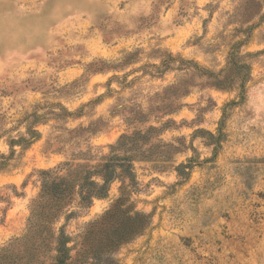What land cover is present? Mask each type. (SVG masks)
<instances>
[{"label": "rangeland", "instance_id": "374dc122", "mask_svg": "<svg viewBox=\"0 0 264 264\" xmlns=\"http://www.w3.org/2000/svg\"><path fill=\"white\" fill-rule=\"evenodd\" d=\"M134 131L133 178L50 225L69 263L97 246L103 264H264V0H0V249L41 171L95 165ZM120 186L140 233L93 223Z\"/></svg>", "mask_w": 264, "mask_h": 264}, {"label": "trees", "instance_id": "16d2710c", "mask_svg": "<svg viewBox=\"0 0 264 264\" xmlns=\"http://www.w3.org/2000/svg\"><path fill=\"white\" fill-rule=\"evenodd\" d=\"M236 67V64L229 58L227 68L215 75L217 80L227 82L231 75L228 70ZM222 79L218 76L225 73ZM243 77H239L238 88L242 87ZM217 86V85H216ZM152 129V128H151ZM30 139L34 140L38 135ZM145 134L141 131H134L131 135H122L119 140L110 146V153L101 158V162L95 165H68L65 175L51 176V171H41V189L36 198L33 199L28 218L26 233L13 240L8 246L0 249V264H43L42 257L49 250L50 245L54 244L53 250L56 252L52 256L51 264H70L71 257L67 252L65 237L60 235L56 241L50 225L59 217L61 211L76 199L80 203L88 206L93 198H104L107 196L109 186L115 179L133 178L131 167V155H119L118 151L124 147L134 145L136 139L143 138ZM30 140V142L32 141ZM96 177V180L92 178ZM103 183H100V180ZM264 197V193L262 194ZM129 196L127 189L120 186L119 196L115 199L111 207L106 210L93 223L96 228L109 230L114 224L123 218L132 220L136 223L134 234L140 233L148 224V215L143 212L135 211L128 205ZM130 213H132L130 215ZM122 240H127L129 236L121 235ZM54 241V242H53ZM97 246L85 248L79 256H90L93 264H103L100 255L102 251H96ZM105 247V246H103ZM100 248V247H97ZM107 248L105 247V251Z\"/></svg>", "mask_w": 264, "mask_h": 264}, {"label": "clouds", "instance_id": "9594fccd", "mask_svg": "<svg viewBox=\"0 0 264 264\" xmlns=\"http://www.w3.org/2000/svg\"><path fill=\"white\" fill-rule=\"evenodd\" d=\"M4 151H7L6 147H5ZM92 179H93V180H96L97 178H96V177H93ZM99 182H100V183H103V180L101 179ZM113 191H115V189H113ZM137 210H138V209H137ZM131 214H132V213H130V215H131Z\"/></svg>", "mask_w": 264, "mask_h": 264}]
</instances>
